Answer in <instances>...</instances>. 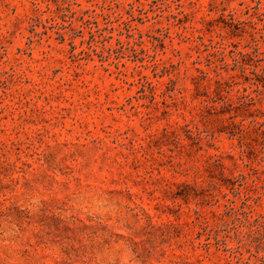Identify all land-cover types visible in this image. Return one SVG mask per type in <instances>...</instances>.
I'll return each mask as SVG.
<instances>
[{
  "label": "rangeland",
  "instance_id": "374dc122",
  "mask_svg": "<svg viewBox=\"0 0 264 264\" xmlns=\"http://www.w3.org/2000/svg\"><path fill=\"white\" fill-rule=\"evenodd\" d=\"M0 264H264V0H0Z\"/></svg>",
  "mask_w": 264,
  "mask_h": 264
}]
</instances>
